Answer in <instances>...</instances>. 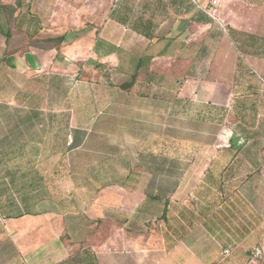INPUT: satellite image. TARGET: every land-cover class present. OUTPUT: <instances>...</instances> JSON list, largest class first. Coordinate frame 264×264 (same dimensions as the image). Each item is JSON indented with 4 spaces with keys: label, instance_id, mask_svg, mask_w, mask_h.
<instances>
[{
    "label": "crops",
    "instance_id": "crops-1",
    "mask_svg": "<svg viewBox=\"0 0 264 264\" xmlns=\"http://www.w3.org/2000/svg\"><path fill=\"white\" fill-rule=\"evenodd\" d=\"M113 1L0 0V264H264V0Z\"/></svg>",
    "mask_w": 264,
    "mask_h": 264
},
{
    "label": "rangeland",
    "instance_id": "rangeland-1",
    "mask_svg": "<svg viewBox=\"0 0 264 264\" xmlns=\"http://www.w3.org/2000/svg\"><path fill=\"white\" fill-rule=\"evenodd\" d=\"M111 1V4H110V10H112V8L114 7L113 6V3H115V1L113 0H110ZM81 8V7H79ZM100 8V5L99 6H96L94 5L93 6V11L96 13L98 12ZM99 16L97 17L98 19H101V11L100 13L98 14ZM103 15H105V8H104V12H103ZM33 40V39H31ZM36 44H41V45H45L47 44L46 42V39L43 38V37H39V38H35L34 41H32ZM83 72H80L79 73V78H84V77H89V75H86L87 73H89L90 71L89 70H84L82 69ZM93 72V71H91ZM116 76H114V74H111V72L108 70V69H96V71L93 73V76L92 78H96V79H99L101 81H111L113 80V78H115ZM115 81H116V78H115ZM73 146V144L71 145ZM99 146V145H97ZM116 146V145H115ZM65 147L66 148H63L61 150V157L64 159L65 157H72V160H76L77 162V173H72V179L75 182H77V190H78V205L79 207L80 206H83V205H86V201L89 200L88 198V194H90V192H92L93 190V185L96 184V187L97 185H100L102 184L103 182L100 180V181H94L92 180L93 179V176H96L93 174V167H92V157L89 156L90 153H88L89 151L87 150V148L83 145L82 147H80L79 149L77 150H70V145L68 144H65ZM69 147V148H67ZM114 151V150H113ZM46 152V155H48L50 153V150H45ZM59 150H57L55 152V156H60L59 155ZM62 159V160H63ZM28 170H29V175L31 174L32 176L33 175H36L33 173L32 169L33 168H37L36 165L33 164V162H30L27 166H25ZM53 167L52 165L50 164H47L46 165V169L47 171L49 170H53ZM55 169H56V172L57 173H60L62 174V194H67L66 198L63 197V203H69L68 200H69V193H70V188H69V177H70V171H69V165H65L64 163L60 164V165H56L55 166ZM38 175V174H37ZM99 176H102L101 174ZM41 181V180H40ZM65 181H67V185H65ZM36 182L37 180H34V181H30L29 184H30V187L33 188L35 187L36 185ZM47 183H49V181H46ZM38 183V182H37ZM95 187V186H94ZM30 199L31 202H34L36 201L37 198L35 197H30L28 198ZM67 200V202H66ZM109 229V230H107ZM105 231V232H104ZM110 232L111 231V225H110V228L105 226L104 224V221L103 220H100L99 221V224L97 225L96 229H95V232L98 234V235H102V236H105V234L107 232ZM105 233V234H104Z\"/></svg>",
    "mask_w": 264,
    "mask_h": 264
},
{
    "label": "built area",
    "instance_id": "built-area-1",
    "mask_svg": "<svg viewBox=\"0 0 264 264\" xmlns=\"http://www.w3.org/2000/svg\"><path fill=\"white\" fill-rule=\"evenodd\" d=\"M220 1L221 0H211V3L213 5H217ZM210 14H212V13H210ZM74 141L75 140H74L73 135L72 134H68L67 135V144L71 146L74 143ZM225 253H229V250H225ZM262 257H263V251H262V249L261 248H257L255 250V253H254V259L257 260V261H259Z\"/></svg>",
    "mask_w": 264,
    "mask_h": 264
}]
</instances>
